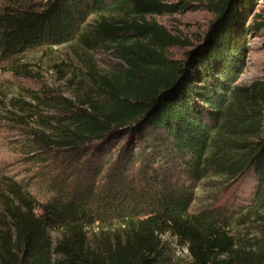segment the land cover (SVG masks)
Here are the masks:
<instances>
[{"label": "trees", "instance_id": "16d2710c", "mask_svg": "<svg viewBox=\"0 0 264 264\" xmlns=\"http://www.w3.org/2000/svg\"><path fill=\"white\" fill-rule=\"evenodd\" d=\"M195 1L212 19L182 58L167 50L186 42L145 19L178 11V3L45 0L0 12V61L73 40L106 46L120 60L91 95L55 116L50 132L34 135L42 150L70 151L75 160L95 142L96 163L79 161L83 175L49 180L41 203L23 181L0 178L12 202L0 264H166L159 245L166 232L186 247L190 264H264V80L237 83L248 35L260 27L244 15L259 0ZM89 16L99 19L87 31ZM103 151L108 161L97 157ZM209 170L223 182L251 172L252 195L237 209L191 212ZM94 224H117L129 236L91 247L86 228ZM51 230L61 232L54 246Z\"/></svg>", "mask_w": 264, "mask_h": 264}, {"label": "rangeland", "instance_id": "374dc122", "mask_svg": "<svg viewBox=\"0 0 264 264\" xmlns=\"http://www.w3.org/2000/svg\"><path fill=\"white\" fill-rule=\"evenodd\" d=\"M44 2L0 0V12L5 7L40 8ZM162 2L178 3L179 10L146 14L145 19L160 24L171 35L186 42L185 45H174L167 50L170 57L182 58L184 51L190 47L187 43H196L206 32L212 14L195 0ZM97 19L96 16H89L83 29H92ZM263 19L264 0H259L251 14L247 17L244 15L246 25L256 24L260 27L251 30L248 35L244 69L238 85L247 86L255 80H264ZM114 52L106 46H93L92 49L82 41L73 40L26 50L13 58L0 61V178L9 176L23 181L36 201L41 203L50 195L47 189L49 180L71 174L77 177L83 175L79 161L84 168L94 161L96 163L98 150H94L95 142L85 146L86 154L75 160V155H70V151L54 148L42 150L34 135L50 132L49 123L54 121L55 116L69 111L98 88L102 76L120 62ZM105 155H109V151H103V155L97 157L103 156L102 161L105 162L109 159ZM253 186L254 177L251 172L223 182L209 170L208 175L195 188L190 211L213 207L237 209V205L250 198ZM3 187L0 183V235L3 231L9 232L11 224L6 207L11 206L12 202ZM46 236L54 246L61 232L51 230ZM128 236L129 230L117 224H94L86 228V242L94 248L112 247L125 242ZM159 245L166 264H190L186 247L181 246L175 236L168 232L160 234Z\"/></svg>", "mask_w": 264, "mask_h": 264}]
</instances>
